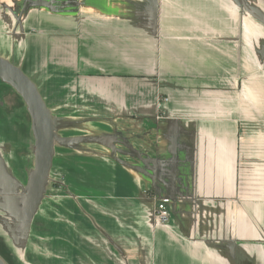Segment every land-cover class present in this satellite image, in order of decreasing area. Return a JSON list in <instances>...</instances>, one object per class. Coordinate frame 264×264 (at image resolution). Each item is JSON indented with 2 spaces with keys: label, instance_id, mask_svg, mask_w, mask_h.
<instances>
[{
  "label": "crops",
  "instance_id": "0c3cea01",
  "mask_svg": "<svg viewBox=\"0 0 264 264\" xmlns=\"http://www.w3.org/2000/svg\"><path fill=\"white\" fill-rule=\"evenodd\" d=\"M28 2L0 0V57L79 127L60 155L104 160L86 177L57 163L71 177L49 180L26 230L10 211L33 165L25 147L2 156L12 247L24 260L43 248L53 262L39 264H264V22L239 0ZM155 194L171 199L165 225Z\"/></svg>",
  "mask_w": 264,
  "mask_h": 264
},
{
  "label": "rangeland",
  "instance_id": "374dc122",
  "mask_svg": "<svg viewBox=\"0 0 264 264\" xmlns=\"http://www.w3.org/2000/svg\"><path fill=\"white\" fill-rule=\"evenodd\" d=\"M51 4H52V8L50 9L53 10L54 2H51ZM249 10L251 12H247ZM253 12H254V15H257V12H259L261 16L264 15L260 9H252V8H249L248 10L240 9V14L244 13L245 15L253 16L251 14ZM44 15H46V17L49 16V18L50 16H53L51 14L47 15L46 13ZM51 19H53V17ZM46 26H47L46 28H49L47 30H50L53 28V26L51 25H46ZM31 75L32 77L35 78L37 84L42 87L44 83L43 77H45L46 74L41 71V72L32 73ZM50 86L52 85L50 84L49 87ZM40 90L43 93V97L45 100L51 101L54 99L53 89H48V90L40 89ZM6 91L8 92L3 93V97H4L3 100H4V103L6 104L7 112L5 108L1 109L0 111V144H3V149L1 148L2 149L1 151L4 153L11 152L13 150L20 151L21 149L24 150V147H25L27 150H24V152L23 151L17 152V155L22 157L24 160H26L28 164L31 163L30 166H32L33 160H34L33 151H32L34 138H33V135L30 129L31 120H30L28 111L26 110V105L24 104V101L22 100V98L16 92H14L10 87L9 88L6 87ZM0 97H2L1 93H0ZM49 107H50L52 114H54V107L48 106V108ZM71 125H72V122L70 120L64 121L63 119L62 124L60 123L57 128V135L58 137H61L62 140L61 139L57 140V142L55 143L53 162H52V167L50 170V177H49L50 181L54 179V177L62 176V178L65 177L68 179L71 177L70 170H64V169L58 168L57 163H59L61 160H64L66 162L74 160L75 166H79L78 175L82 177L87 176V169L85 166L87 162H93L94 160H97V162H100V164H102V160H104L101 158H99V160L93 159L91 157L78 154L76 152L72 153L71 151H68V150L63 151L64 154H61V155L59 154V152L62 151L61 146H63L64 149L66 148L70 149L71 148L70 145H74L73 143L74 141H72V136L76 137L77 135L78 136L82 135L81 134L82 132L78 131L79 127L71 126ZM85 133H86V130H85ZM10 156L12 157V155ZM1 211L3 210L0 208V212ZM3 218H4V215L0 213V219H3ZM1 229H3V231ZM41 250L44 256V257L42 256L41 260L39 258L40 255L38 252H37L38 254H35L34 257L31 258L32 260H24L23 254L20 251H18V249H15L12 247L8 234L5 232V226L4 227L0 226V256L4 259V261L7 264H29L28 261L34 262L36 264H39L40 262L41 263L46 262V261L53 262V260H47V258L45 257V254H47V251L44 250L43 248Z\"/></svg>",
  "mask_w": 264,
  "mask_h": 264
},
{
  "label": "water",
  "instance_id": "95a60500",
  "mask_svg": "<svg viewBox=\"0 0 264 264\" xmlns=\"http://www.w3.org/2000/svg\"><path fill=\"white\" fill-rule=\"evenodd\" d=\"M30 6H48L46 0H27ZM238 1V0H236ZM239 4L248 10L243 0ZM256 9V8H255ZM247 12H251L250 10ZM264 22V15L259 12L254 15ZM0 80L12 87L23 99L31 119V130L34 138L33 142V167L28 175L27 184L22 193V209L10 212L18 215L20 223L25 224V229H29L30 222L36 213L42 198L44 197L49 183L50 170L52 167L54 147L61 137L57 135V128L62 124L60 117L52 114L50 108L45 104L34 82L21 70L20 67L9 60L0 57ZM1 161L2 158L0 157ZM3 163L0 162V166ZM19 213V214H18ZM0 264H7L0 256Z\"/></svg>",
  "mask_w": 264,
  "mask_h": 264
},
{
  "label": "flooded vegetation",
  "instance_id": "af4514ba",
  "mask_svg": "<svg viewBox=\"0 0 264 264\" xmlns=\"http://www.w3.org/2000/svg\"><path fill=\"white\" fill-rule=\"evenodd\" d=\"M6 87L9 88V86L7 84H5L4 82H2L0 80V93L2 95V97H0V111H1V109H4V108L6 110V104L4 103V100H3L4 99L3 93L4 92H8V91H6ZM157 101H158V105H159L162 101H165V100L162 97H160V98H158ZM6 112H7V110H6ZM1 148L3 149V144H0V157H2V156L4 157L6 153L2 152L1 151L2 149ZM33 158H34V156H33ZM3 160H5V158ZM3 160L1 161V159H0V162L3 163V165L0 166V182L4 180V184H5V179L9 180L8 178H10V175H9L10 174V169H9V163H7V161H6L7 159L5 160L6 162H4ZM9 160L10 159H8V162H9ZM3 194H5L6 197L8 195L4 188L3 189L0 188V195H2V197H3ZM154 202H155V200H154ZM2 208H4V206ZM153 208H154V206H153ZM3 215H4V218L3 219H0V226H2V227L5 226V225H2V221L5 222L6 218L8 217L7 216L8 214L6 212H4Z\"/></svg>",
  "mask_w": 264,
  "mask_h": 264
},
{
  "label": "built area",
  "instance_id": "2783aa9c",
  "mask_svg": "<svg viewBox=\"0 0 264 264\" xmlns=\"http://www.w3.org/2000/svg\"><path fill=\"white\" fill-rule=\"evenodd\" d=\"M165 101L167 98H163ZM153 199L155 200L154 203V208L152 212V220L153 223L156 225H165L169 222L170 220V209L169 205L171 202L170 197L161 195L153 196Z\"/></svg>",
  "mask_w": 264,
  "mask_h": 264
}]
</instances>
